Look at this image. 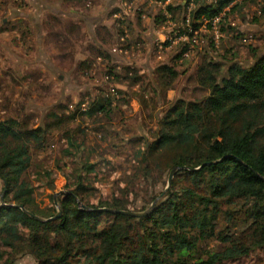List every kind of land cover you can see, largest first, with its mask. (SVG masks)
Wrapping results in <instances>:
<instances>
[{
  "label": "rangeland",
  "instance_id": "rangeland-1",
  "mask_svg": "<svg viewBox=\"0 0 264 264\" xmlns=\"http://www.w3.org/2000/svg\"><path fill=\"white\" fill-rule=\"evenodd\" d=\"M188 2L0 0V120L49 128L25 176L43 212L58 214L55 200L91 163L96 172L87 176L86 202L120 199L142 213L152 195L167 192L172 171L146 178L139 152L156 141L172 104L208 96L197 83L198 66L205 59L220 62L226 74L231 64L249 66L264 54V0H239L216 28H200L198 44L184 60L189 46L168 38L186 33L194 4L180 7ZM164 65L178 72L171 89L158 72ZM100 99L110 100L107 113L88 115ZM4 187L0 179V205L6 204ZM201 245L205 259L226 248L216 240ZM16 264L39 262L22 254ZM227 264H264V250Z\"/></svg>",
  "mask_w": 264,
  "mask_h": 264
},
{
  "label": "trees",
  "instance_id": "trees-1",
  "mask_svg": "<svg viewBox=\"0 0 264 264\" xmlns=\"http://www.w3.org/2000/svg\"><path fill=\"white\" fill-rule=\"evenodd\" d=\"M238 1L195 0L191 27L199 31L206 19ZM223 66L203 60L196 80L208 96L172 104L156 141L139 152L146 178L163 168L165 173L180 169L166 193L152 195L143 209L151 213L141 218L102 211H130L120 199L99 206L86 202L87 176L96 172L91 163L81 166L76 185L60 197L62 215L43 212L25 176L49 128L0 120L6 203L0 205V264H16L22 254L39 264H227L264 250V54L249 66L231 64L226 74ZM158 72L171 89L178 72L168 65ZM109 101L100 99L88 115L107 113ZM208 240L226 248L202 258L201 244Z\"/></svg>",
  "mask_w": 264,
  "mask_h": 264
},
{
  "label": "built area",
  "instance_id": "built-area-1",
  "mask_svg": "<svg viewBox=\"0 0 264 264\" xmlns=\"http://www.w3.org/2000/svg\"><path fill=\"white\" fill-rule=\"evenodd\" d=\"M190 1H191L190 6H193L195 0H190ZM224 15L225 14L223 12L219 16H216L212 19H206L205 24L207 26H214V28H216L218 26V24L224 18ZM198 34H199V31L193 30V28L191 27V24H190V19H188L187 24H186V33L184 35L180 36V39H178V40L174 39L173 37H170V38H168V41L173 42V43H177V42L181 41V42H184L187 46H189L188 47L189 49L183 54V59L186 60L187 58L191 57L192 50L194 49L196 44H198Z\"/></svg>",
  "mask_w": 264,
  "mask_h": 264
},
{
  "label": "water",
  "instance_id": "water-1",
  "mask_svg": "<svg viewBox=\"0 0 264 264\" xmlns=\"http://www.w3.org/2000/svg\"><path fill=\"white\" fill-rule=\"evenodd\" d=\"M180 169L177 168V169H174L171 173V176L169 178V186H168V189L170 188L171 184H172V178L174 177V175L176 174L177 171H179ZM165 194H163L162 196H160V198H158L155 203L152 205L151 208H154L157 203L164 197ZM55 204L56 206L59 205L58 201L55 200ZM26 213H28L27 210H25L23 207H21ZM84 209H87V207L83 206ZM102 211H105V212H111V213H116V214H121V215H126V216H131V217H137V218H141V217H144L145 215L151 213V210H148L147 212H143V213H139V212H134V211H116V210H109V209H105V210H102ZM62 215V212H61V209L59 210L57 216L55 218H58ZM38 220L40 221H46L44 219H41L39 217H36Z\"/></svg>",
  "mask_w": 264,
  "mask_h": 264
}]
</instances>
